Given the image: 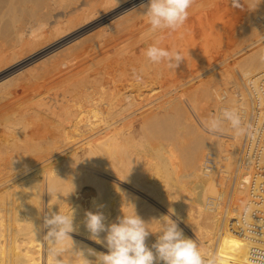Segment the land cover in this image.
Listing matches in <instances>:
<instances>
[{"label": "bare ground", "instance_id": "6f19581e", "mask_svg": "<svg viewBox=\"0 0 264 264\" xmlns=\"http://www.w3.org/2000/svg\"><path fill=\"white\" fill-rule=\"evenodd\" d=\"M5 1L4 3H6V5L5 4L4 5L7 6L9 5L7 3H9V1L11 0H7L6 2ZM13 1L16 3V0ZM23 1L26 2V0H21V4L23 3ZM31 1H32L31 4H33V0H30V2ZM56 1L58 3V5L56 6H62V7H68L69 4L74 2V0H56ZM17 3L20 4L19 1ZM35 3L38 8L35 7L33 9H30L29 10L30 12H28L31 13L32 16L36 15L37 12L40 10V8L42 9L43 7L44 9L46 7L44 5L47 4V0H35ZM35 3L33 5H35ZM246 3H244L245 5H242L239 10L240 11L239 15H241L240 18L242 17L241 19H244V21H241V23L243 24L242 33L246 45L238 52L233 53L235 56H238L237 59L233 62L237 70V72L236 71L235 72L238 75L235 76V73L233 74L232 71L230 70L231 68L229 67L227 68L225 67L226 70L224 69L225 71L229 69L234 77L233 79L234 84L231 86L228 85V88L233 87L238 90L241 89L237 84L236 81L237 79L238 81L240 79L243 82V80L247 78L256 77L264 73V34L260 33L259 26L253 21V17L255 15V13H253V10H255L258 7L259 9L258 12H261L264 7V0H256L254 6H250L249 3L247 5ZM104 11H106V8ZM45 17H43L45 21L42 19V17H40L43 20V22L39 18L41 20L40 22H42L43 25L44 23L47 24ZM143 18L145 19V16ZM31 21L33 20L31 19ZM40 22L38 23V25H41V27H43ZM129 22H127L126 24H128ZM24 23L22 24L23 27H24ZM32 24L33 23H31V25ZM71 24L73 25V23ZM118 24L119 23H117V25ZM26 25L28 26V24ZM31 25L29 24V28H31L30 27ZM131 26H132L131 24L129 27L126 26L128 28L121 29L119 33L124 31L129 33L128 29ZM4 27L6 29V26H3L2 28ZM41 27L39 28V30L41 29ZM24 28L23 29L26 31L27 30L26 26ZM13 29L14 32L11 29L10 30L12 31L13 34L15 33L14 38L12 39L13 36L9 37L12 35V33H10L11 31L9 32L10 35H7L6 38H11L12 40H14L13 43L14 42L15 43L14 44L12 43V45L9 43V45L12 46L9 47L6 45L5 42V46H7V49L9 51H13L12 55L14 56L15 54L19 53L20 50L22 52V50L27 48L28 45L30 46L36 43V41H30L31 36H33V34L36 31L33 28H31L29 34L27 35L23 32L24 30H21L22 27L19 28L13 27ZM6 30H4V32H6ZM123 35H126V33H124ZM99 37H102V35ZM107 37L108 36H103L102 39H99L98 37L95 38V39H99L97 44L95 43L96 45L95 51H97V54L95 55H97V57H100L98 56L99 51H101L100 53H102L103 51V53L105 52L106 54V52H108L109 47L110 48L113 47L114 44L116 46L113 37L111 38H107ZM6 38L5 40L4 38L2 39L6 41L7 40ZM3 40L1 41L3 42ZM37 42H41V41H37ZM147 43L150 44V42ZM1 44L0 45L2 50V46H4V42ZM77 44H79V42ZM199 49L201 55L199 59L200 61H198V63L200 65H197V67L202 68L201 70L203 71V73L209 74L211 73V71L218 69L222 65L224 67V65L226 64L227 60L221 58V55L223 53L222 52L223 47L220 44L217 45L214 40H210L202 45H199ZM44 53L45 52H43V54ZM95 57H93V59H95ZM106 57L107 55L105 56V58ZM97 61L95 59V62L93 63H96ZM2 62L4 63L5 60ZM88 63L89 62H87V64ZM44 65L46 64L44 63ZM54 68L56 69V67ZM41 69L39 70L41 71ZM46 69L47 67L42 70H46ZM137 69L141 70L139 69V67ZM187 69L188 68H186V70ZM224 70L221 72H224ZM218 72L217 74L214 72H213L214 74L212 73L209 74V77H211L210 75H213L210 78V80L207 81L206 79L208 78L203 80V81L206 80L207 84L204 82V85H200V86L197 85V87H194L187 92L184 93L183 91L179 92V94L182 93V95L180 96L178 95L179 97H182L181 100L175 101V97H174V100L173 99L172 100L175 102L173 101L171 102L170 101L171 99L169 98L170 99L169 101L167 99V103L169 102L167 106L163 105L165 107L159 104L161 107L159 108L157 106V108H159V111L161 112L159 113L158 111H156L158 112L157 114L159 115L155 114L156 116L153 117L154 115L153 114L151 115L152 118H147L145 120L143 119L144 116L142 118H138L139 122L136 124V127L132 131L133 136L130 135L131 132L130 128L133 122L128 123L126 121L127 123L123 124L122 126L121 125L116 126L117 121L120 124V121L128 118V116L131 115L128 113L129 111L127 112V110L129 109L128 107L131 106L132 104L129 101L131 100L130 96H132L129 95L130 93L125 95L124 93L125 91H124L122 92L124 94L121 93L122 94L121 96L119 93L118 95L119 97L116 96L113 97L112 99L109 98V100H113V101H110L109 103L107 102V104H104L105 106L101 104V106L104 107L103 110L101 109V111L98 106L99 105L98 103L96 106V110H94V112L91 111L94 107L91 106L93 107L91 109V107L89 106V108L91 109L90 111L92 112V113L90 112L91 114L85 112L87 111L85 110L87 109V107L85 108V105H83L84 103L81 104L80 102L79 103L80 105L77 104L76 106V103L79 102L78 100L74 104L75 108L72 107L71 109L69 107L72 105L69 106L66 105V107L68 106L67 108H69L70 110L65 111L67 113L65 114L64 112L65 115L62 117L59 114L56 115L54 113V109L50 111L48 105L45 106L43 102L41 103L39 101V103L43 104L41 106L44 107V109L40 108V110L42 109L44 111V114H40L41 118H39L38 116L40 115L37 116L36 113H34L33 111V107L31 106L33 105L31 103L33 93H31L32 90H30L29 85H33L36 81H39L40 79H37L36 77L41 73L36 74L37 73L36 72L35 73L36 75H33V73L32 74L29 73L28 74L29 76L33 75V77L31 76L32 78L26 77L27 75L26 76L24 75L27 80L22 82L21 84L19 83L17 84L18 80H21V76L19 75L12 76V78L10 79L6 78L8 80H5L0 84V92H4L3 88L5 89L6 87H9L7 85H10V87L13 88L7 91L6 95L4 94L5 92L3 94L2 93L0 94V118L2 117V115L4 116L7 109L10 108L12 109V107H14V105L17 104L20 105L22 109L20 115L23 121V125L20 126L18 132L13 134L12 137L6 134L12 140H14L12 141L14 142L13 146H7L8 144H5L6 146L5 148V146L1 147L0 145L2 149L5 148V150H7L6 152H2L0 150V163L5 162L6 165H8L13 159L16 158L20 159L18 160L17 167L15 166V168H11L10 170H3V172L0 173V264H55V261L52 255L50 254V249L53 247L62 249L58 257L61 264H84L83 259L77 255V250H84L86 252L87 249H93L97 252H106L107 249L105 247H103L101 244H97L95 241L88 238L89 233L86 231V229L83 226V220L85 218V213L87 211H93V212L98 210L106 211L107 206L109 204H113V202H115L114 204L116 205L117 213L113 218H111L112 220H109L108 219L109 217L107 218L108 220H105L106 225L116 222L117 217L122 216L123 213L132 214L135 211L136 214L140 216L142 220L148 223L147 227L149 228V230L152 232H156L159 229V224L154 219L158 220L163 216H170L172 220L177 222L179 228L183 231L185 237L194 239L198 246H201L203 242H208V244L206 245L207 247L206 249H204L205 247H201V249L199 248L201 253L206 258L214 256L216 260V264H249L248 251L254 242L243 237L241 234L233 233L232 231L229 230L227 226L232 219L237 217L238 212L241 210L242 206L244 205L247 196L246 182L248 179V172L242 170L244 164L242 161V153H241V146L244 135L243 134L237 135L230 127L226 125L225 130L222 133L209 132L211 133V136H205L203 135L204 132H199L200 129H198L195 126L196 125L195 123L191 122L192 124H189V126L187 125L186 127L183 124L184 123L183 121L186 119V117H184L183 121L181 120L182 119L181 116L185 114L184 112H187L189 115V111L185 107L183 103V99H188L190 101L188 103L190 104L192 110L197 114L196 116H198L199 119L201 120V124L203 126H204V121H206L209 117L212 116V112L210 111V109L212 107L213 108L215 107L217 109L218 106L220 105L219 103L220 89L217 88V85L215 86L213 84V87L211 86L212 83H215L221 79L220 75H218ZM139 73L140 72H138V74ZM192 73L196 74V72L195 73L192 72ZM189 75L192 74L189 73ZM202 75L203 74H201V76ZM201 76H199V78ZM195 77L196 76H190L189 78L186 77V81L184 83L179 85L178 83L180 82H178L177 83L178 87L175 88L174 86L173 87L174 89L172 90L170 89L172 88L171 84H170V88L168 87V85L165 86L164 89L168 87L169 91L166 92L163 91L165 92L163 97H166L169 94L171 95L173 92H176L177 89H180V87L195 81L194 80L196 79ZM173 78L176 79L177 77L175 78L174 76ZM174 79L173 82L175 83ZM14 84L17 85L15 86ZM131 84L132 83H130L128 86L132 88ZM174 85H176V83ZM18 88H21V91L22 88L25 89L24 92L25 93L27 92V95L18 98L17 96ZM91 89L92 88H90V90ZM33 92H35V89ZM161 93L159 95L156 94L157 96H159L157 100L162 98V96L160 97ZM89 94L87 93V95ZM40 96H42V94ZM43 97L45 98L44 95L40 99L38 98V96L36 98L37 100L38 99L42 100ZM134 99L132 100L135 102L136 100ZM141 99L139 98V101L137 102L139 103ZM155 99L156 97L154 98V100ZM17 100L20 102L17 103L18 102ZM157 100H155V102ZM105 101L108 100L105 99ZM226 103L231 107H235V105H237L238 102L233 96L228 95ZM58 105L60 107V103ZM139 105H141V102ZM241 105L246 108L249 107L247 95L244 92H242ZM114 107H116V111L125 113V115L121 113V115L124 116L121 120L117 119V116L114 119H112L111 117L113 116L112 115L110 116L108 114L110 110H112V108ZM162 107L163 109L165 108L166 110H163ZM157 108H155V110H157ZM45 109L47 110L45 111ZM14 110L16 109L14 108ZM132 110L135 111L136 108L135 110L134 109ZM126 112L128 114H126ZM58 113H61V109L59 110ZM152 113H155V111ZM144 115H146V113ZM51 116L53 117L51 118ZM8 117L9 116L6 115V118ZM190 117L192 118L191 115ZM49 118H51L52 120L49 121ZM167 119L170 120L173 124H171L170 121H169L170 123L166 121L167 124L165 123L164 125L163 121ZM54 120L57 121V123ZM191 121H193V118L191 119ZM7 125H9V123H7ZM138 125H140L139 128ZM177 133L178 134L182 133L180 134L181 138L180 137L176 138L178 135ZM98 135H103V136L97 139L96 137ZM228 139L232 140L233 142L235 140V142L227 143L226 141ZM7 141H10V139H7ZM134 141H135V146L139 148L138 150L143 152V155L144 153L146 155L148 153L149 155L147 156H150L152 158L150 159L152 160L151 162L150 160H148L150 163L141 160L140 157L142 156L137 158L138 155L136 154L138 152L136 154L130 152L131 151L130 149L133 150L135 148H132L133 146L131 147L129 143L134 145L133 143ZM239 143L240 146H239V151L237 153V147ZM128 147L129 148L131 147L129 149L130 151L128 150ZM59 148H61L60 151ZM205 150H210L212 152H215L220 157L225 156L226 158L229 159L233 158V160L235 161V170L237 171V174L232 179V184H231L232 186H230V191L227 194L225 201L216 211H212L209 208L207 204L208 197L213 196V197L221 198L226 193L225 190L218 188L221 185L219 181L220 179L219 177L221 176H219L218 178L217 176L220 174L214 173L212 175L205 177L201 172L200 169L201 163L199 161L201 160L200 158ZM134 152L136 151L134 150ZM178 152H181V155L183 157L180 159V155H178L179 159L182 160L180 162H178L179 159H177ZM140 155H142V153ZM146 155L144 159H146L147 157ZM67 161H69L71 165H67L66 164ZM142 161L145 162V164L149 163L146 164L148 167H146V165H144ZM175 161L178 162L176 165L174 163ZM99 168H101V171L99 170ZM6 171L7 173L5 175ZM179 172H183V173H181L180 175ZM107 176L114 177L117 180L131 186L132 188L136 189L138 192L146 196V199L143 200L141 198L140 200L139 199L140 197L135 198V196L137 197V195L134 194L135 195L134 196L132 192L131 194L126 192L128 190L124 192V190H122L123 187L119 188L117 185L116 186L108 185L106 183L107 182L109 183V180L104 182L102 181L103 179L100 180L101 178L100 179L98 178V177L105 178ZM50 187H54L56 191L54 193L49 194L48 189ZM113 207L114 206H112L111 209ZM49 208H51L52 211H56V212L60 211L62 214H68V215L71 214L72 209L75 210L74 225L78 226V231L71 233L72 236H75V237L71 236L73 242L71 239H66L62 244L53 245L50 241H48L45 238L47 229L43 227V223H44V216L49 212ZM111 209L109 208L110 211ZM113 211L115 210L113 209ZM113 211L110 213L113 214ZM106 216L108 215L106 214L105 217ZM105 235L106 233H101V239H103ZM156 238H157V234H150L147 237L146 244L148 245V247H151V245L155 243ZM87 258L90 260L95 259L92 256H88Z\"/></svg>", "mask_w": 264, "mask_h": 264}, {"label": "rangeland", "instance_id": "374dc122", "mask_svg": "<svg viewBox=\"0 0 264 264\" xmlns=\"http://www.w3.org/2000/svg\"><path fill=\"white\" fill-rule=\"evenodd\" d=\"M0 1H1V4H0L1 5L0 6V27H1L0 28V41L3 40L2 38H4V40H5L6 36L10 35V33H12V31L14 32L13 27L14 28L22 27L21 30H24L25 29L24 27L26 26L27 30L26 31L24 30L23 32L27 35L29 34L31 28H33L36 31L33 34V36H31V38H30V41H36V43L33 45H30V46L28 45V47L25 48L24 50H22V52L20 50L19 53L15 54L14 56L12 55L13 51H9L7 49V46L10 47L12 45V43L14 41L12 39L14 38L15 33L14 34L12 33V35L9 36V37L13 36L12 39L6 38L9 41L3 40L4 46H5V42H6V45H7V46H5L6 49L4 46H2V50H1V45H3L1 43H3V42L2 41L0 42V44H1L0 45V50H1L0 51V62L5 60L4 63L3 62L0 63V81L2 80L0 82V84L3 81L8 80L6 78L10 79V78H12V76H15V75L21 76V80H18V82H17V84L18 83L21 84L22 82L27 80L26 77L30 78L31 76L33 77V75L41 73L40 75H38L36 77L37 79H40V80L36 81L34 83L35 85L34 84L29 85L30 90H32L31 93H33V97L31 100V103L33 105H31V106L33 107V111H34V113H36L37 116L40 114H44V111L42 110V109H44V107L41 106L44 104L45 106L48 105V108H50V111H52L54 109V113L56 115L59 114L62 117L67 113L65 111L70 110L69 108H71V109H72V107L75 108L74 104L78 100H79V102L76 103V106H77V104L80 105L79 104L80 102H81V104L84 103L83 105H85V108L87 107V109H85L87 111H85V112H87L88 114H91L92 113L91 111L94 112V110H96L97 103L99 104L98 106H99L100 111H101V109L103 110V108H104L103 106H105L104 104H107V102L109 103L110 101H113V100H109V98L112 99L113 97H116V96L119 97L118 96L119 93H120V96L124 93H125V95L130 93L129 95H132V96H130L131 100L134 98H135L134 100H136L135 102L133 100L132 101L129 100L132 104L130 103L131 106L128 107L129 109L127 110V112L129 111L128 113L131 115H129L128 118L120 121V124L117 121L116 126H118V125L122 126L123 124H125L127 122L128 123L133 122L131 128L129 127L130 131H131L130 132L131 136H133L132 131L136 127V124L139 122L138 118H142L144 116L145 118L143 117V119L145 120L147 118H152L151 115H153V114H154L153 117H155L156 115H159V114H157L158 112L159 113L161 112V111H159V108L163 105L167 106V104L169 103V102L167 103V99H168V101L171 99L170 100L171 102L174 100V97H175V101L181 100L182 97H179V96L182 95V93L179 94V92H182V91H183V93L187 92L190 89L197 87V85L198 86L204 85V82L207 84V81L210 80V78L213 76V75H210L211 77H209V74H211V73L217 74L218 71L220 72V73L218 72V75H220L221 79L219 81H217L218 84H217V82L212 83L211 84L212 87L214 84L215 86L217 85L218 89H221V88H228V85L231 86L234 84L233 74L235 73V76L238 74L236 73L237 70H236V67H235L233 62L237 59L238 56H235L233 53L238 52L239 50H241L246 45L245 39H244V36L242 33L243 24L241 23V21H244V19H241L242 17L240 18L241 15H239V13H240L239 10H240V7L242 5H245L244 3H246V2H248L250 6H254L255 2H256V0H246V2H245V0H239L240 7H234L233 6V0H194L193 6L189 9L188 19L182 27H180L176 31L164 30V31H158V32L154 33L150 30V25L148 24V18H146V16H145V19H144L143 18L144 16L141 15L142 9H139V6L141 4H147L148 0H146V1L145 0H143V1L142 0H74V2L69 4L68 7H70V8L62 7V6H56V5H58L56 0H53V1L47 0L48 5L46 4L44 6H46V7L49 5L50 6L47 8L45 7L44 9H43V7H42V9L40 8L39 11L37 10L39 13L37 12V14L34 16H32V14L28 13V12H30L29 11L30 9H33L35 7L38 8L36 3H35V0H33V4L35 3V5L31 4L32 1L30 2V0H26V2L23 1V3L25 5L23 3L21 4V0H18L20 2V4L17 3L18 2L17 0H16V3L13 0H11V1H9V3H7V4H9L7 6H5L6 5V3H4L5 0H3V3H2V0H0ZM54 1H55V3H54ZM51 2H53V3H51ZM13 3H14V6H13ZM248 3H246V4L248 5ZM11 4H12V6H11ZM93 6H94V8H93ZM90 7H92V8H90ZM63 8H65V9H63ZM105 8H106V11H104ZM25 9H26V11H25ZM257 9H258V7L255 10H253V13H255V15L253 17V21L259 26V24L257 23L256 20L261 15L264 16V13H263L264 7H263L261 12H258L259 9L258 10ZM62 10H64L65 12ZM43 11L45 14L47 12L46 15L48 17L43 13ZM25 13H26V15H25ZM257 13H258V15H257ZM23 14L28 18H26ZM112 14H114V15H112ZM40 17H42V19H43V17H45V19L47 21L46 22L47 24L44 23L45 26L42 24L44 19L42 20ZM30 18L33 21H31ZM39 18L42 20V22H40L41 20ZM50 18H51V20H50ZM7 19H9V20H7ZM13 19H15V20H13ZM38 19H39V21H38ZM17 20H19V21H17ZM209 20L211 21V23ZM37 21H38V23L40 22L44 28L41 27V25H38ZM27 22H29V23H27ZM30 22L33 24L31 25ZM127 22H129V23L126 24ZM23 23H24V27L22 26ZM71 23H73V25ZM117 23H119V24L117 25ZM6 24H9V25H6ZM26 24H28V26ZM29 24L31 25L30 26L31 28H29ZM130 24L132 26L128 29L129 33L124 31V30H123L124 32L119 33V31L121 29H124V28L127 29L130 26ZM2 25L6 26V29H9V30H6L5 27L2 28L3 27ZM37 26H38V28H37ZM126 26H128V27H126ZM219 26H220V28H219ZM40 27H41V29L39 30ZM3 29L6 30L7 33H9L11 30L12 31L9 34H7L6 32H4ZM259 29H260L259 30L260 33L264 34V29L261 28L260 26H259ZM49 32L53 33V34H50ZM99 33H102V34H99ZM103 33H104V35H103ZM124 33H126V35H123ZM98 35L99 36L102 35V37L108 36L107 38L113 37L117 47L115 46V44H114L115 47L114 46L111 48L109 47L108 52H106V54H105V52L103 53V51H102V53H100L101 51H99L98 56H100V57H97V55H95V54H97V51H95V48H96L95 43L97 44L99 39H102V37H99ZM97 37L99 39H95ZM89 38H91V39H89ZM104 38H106V37H104ZM210 40H214L217 45L220 44L223 47V51H222L223 53L221 55V58L226 59L227 61H226V64L224 65V67L222 65L221 67L218 68L219 70L215 69L214 71H211V73L206 74V73H203V71L201 70L202 68L197 67V65H200L198 63V61H200L199 59H200V55H201L199 45H202L205 42L210 41ZM37 41H41V42H37ZM78 42H79V44H77ZM147 42H150V44ZM9 43L11 45H9ZM89 43H90V45H89ZM152 44H158L160 47L166 48V49L171 50V51H178L181 54L183 61L179 64V66L176 69H170L168 67L166 61L161 62L160 64L151 63L150 61H148L147 57L145 56V51H146V48ZM116 48H118V49H116ZM3 49H5V50H3ZM43 52H45L46 54L45 53L43 54ZM103 55H105V56L107 55V57L105 58V56H103ZM66 56H68V57H66ZM93 57H95L96 61L98 60L96 63H93V62H95V59H93ZM47 62H48V64H47ZM87 62H89V63L87 64ZM44 63L46 65H44ZM90 63H91V66H90ZM40 65L43 66L44 68L41 67ZM45 66L47 67V69L42 70V69L46 68ZM39 67H41L42 69ZM54 67H56V69ZM131 67H133V68H131ZM136 67L137 68L139 67V69H141V70H138ZM222 67H223V69H222ZM225 67L231 68L230 70L232 71L233 74H231L229 69H227V71H225L226 70ZM233 67H234V70H233ZM134 68L136 69V71ZM186 68L191 69V70H188V69L186 70ZM39 69H41V71ZM52 69H54V70H52ZM223 70H224V72H221ZM138 72H140L141 74L140 73L138 74ZM143 72H144V74H143ZM192 72H194V73L196 72V74H193ZM29 73L30 74L33 73V75L29 76L28 75ZM189 73H191L192 75H189ZM133 74L135 75V77ZM201 74H203V75L201 76ZM24 75L25 76L27 75V76L25 77ZM129 75H130V77H129ZM139 75H140V77H139ZM127 76H128V78H127ZM174 76H175V78L176 77L177 78L174 79L173 78ZM190 76H196L195 78L197 80L194 79L195 81L180 87V89H177V91L173 92L171 95L169 94L168 96L163 97L165 92L169 91L170 84L172 87L170 89L172 90V89H174L173 88L174 86H175V88L178 87V84L180 85V84L184 83L186 81V77L189 78ZM199 76H201V77L199 78ZM85 77H86V79H85ZM29 78H28V80H29ZM133 78H134V80H133ZM206 78H208V79H206ZM236 78H238V77H236ZM173 79L175 80L176 85H174L175 83L173 82ZM204 79H206L207 81L206 80L203 81ZM163 81H165V82H163ZM236 81H237V84L239 85V88L241 89L242 83H243L242 80L239 79V81H238V79H237ZM128 82L132 83L131 84L132 88L130 86H128L130 84ZM178 82H180V83H178ZM136 83H138V84H136ZM17 84H14V85L16 86ZM11 85H13V84H11ZM167 85L169 88L166 87L164 89V87ZM7 86H9V87L5 86L6 88L5 89L3 88V91L5 93L0 92V94L4 93L6 95L7 91H9L10 89L13 88V87H10V85H7ZM84 86H85V88H84ZM89 87L92 89L90 90ZM125 87L131 88V89H128V88L126 89ZM133 88H134V90H133ZM34 89H35V92H33ZM87 89H89V90H87ZM22 91H23V93H22ZM22 91H21V88H18V90H17L18 98L27 95V92L26 93L24 92L25 89L22 88ZM93 91H95V92H93ZM163 91H165V92H163ZM122 92H124V93H122ZM158 92H159V94L161 92L163 93V94L161 93L160 97L162 96V98H160L159 100H157V98H159V96H157V95H159ZM43 93H46V94H43ZM64 93H65V95H64ZM87 93L88 94L90 93V94L87 95ZM131 93H133V94H131ZM137 93H138V95H137ZM35 94L38 96L39 99L43 95L45 96V98L43 97L42 100H39V99L37 100V98H36L37 96ZM41 94H42V96H40ZM135 95H137V96H135ZM170 96H172V97H170ZM80 97H82V98H80ZM138 97L140 99L142 98L141 100H143V101L140 100L141 105H139L140 102L139 103L137 102V101H139ZM155 97H156L155 100H157L156 101L157 103L154 100ZM103 98H105L108 101H105V99H103ZM137 98H138V100H137ZM115 99H117V98H115ZM72 100L74 103L72 102ZM84 100H86V101H84ZM184 100H186V101H184ZM187 100L188 99H183V103H184L185 107L187 108V110L189 111V115L187 112H184L185 114L182 113L183 116H181V118H182L181 120L183 121L184 117H186V119L183 121L184 122L183 124L187 127V125L189 126V124H192L191 122H193L196 124L195 126L201 130V131L199 130V132H204L203 135H205V136H211V133H209L208 130L206 131L204 126L201 124V120L199 119L198 116H196L197 114L192 110L190 104L188 103L190 101L189 100L187 101ZM36 101H38V102H36ZM39 101L41 103L43 102V104L39 103ZM175 101H173V102H175ZM19 102L20 101H18L17 103H19ZM55 102H57V103H55ZM59 103H60V107L58 105ZM70 103H72V104H70ZM95 103H96V105H95ZM101 104L103 106H101ZM66 105H68V106L72 105V106L67 108L68 106L66 107ZM54 106H55V108H54ZM89 106L90 107L93 106L94 108L91 107V109L93 108L91 110L89 108ZM157 106L159 108H157ZM163 107H165V106H163ZM163 107H162V109H163ZM8 108H10V107H8ZM14 108L16 110H14ZM40 108H42V109L40 110ZM135 108H136V110H135ZM155 108H157V110H155ZM214 108L212 107L210 109V111L212 112V116L215 115L214 110L216 108L215 109ZM5 109H7V108H5ZM5 109H4V112H5ZM47 109H45V111ZM60 109H61V113H58ZM132 109H134L137 112L133 111ZM10 110H12V111H10ZM163 110H166V109L164 108ZM111 111H112V113H111ZM115 111H116V107L112 108V110H110V112L108 114L110 116L111 115L113 116V117H111L112 119H114L117 116V119L121 120L124 117L121 115V113H123L124 115H125V113L124 112H118V111L115 112ZM154 111H155V113H152ZM156 111H158V112H156ZM21 112H22L21 106L16 104V105H14V107H12V109L11 108L7 109L4 116L2 115V117L0 118V128H1L0 129V133H1L0 138L2 137L0 139L1 147L2 146L4 147L5 144H8L7 146H13L14 142H12V141H14V140H12L10 137H12L13 134L17 133L20 126L23 125V121H22V118L20 115ZM64 112H65V114H64ZM127 112H126V114H128ZM133 112H135V113H133ZM145 113H146V115H144ZM6 115H8L9 117L6 118ZM185 115H187V116H185ZM190 115L192 116L193 121H191L192 118L190 117ZM10 117H12V118H10ZM38 117L41 118V115ZM52 117L53 116H51V118ZM51 118H49V121L52 120ZM4 120H6V121H4ZM166 121L169 122L170 120L167 119V120L163 121L164 125H165ZM55 122L57 123V121H55ZM7 123H9V125H7ZM185 123H187V124H185ZM171 124H173V123L171 122ZM139 127H140V125H138V128ZM4 128H5V130H4ZM2 132H3V134H2ZM6 134L10 135V137L7 136ZM180 134H182V133H180ZM180 134H178L176 138H178V137L181 138ZM98 136L96 137L97 139L101 138L103 135H98ZM6 137H7V139H10V141H7ZM226 142L230 143L233 141L228 139ZM234 142H235V140H234ZM133 143H134V145L131 143H129V145H131V147L133 146L132 148H135V149L132 150V149H130L131 147L130 148L128 147V150L130 149L131 151L130 150L129 151L131 153H135V154L137 152L140 154L142 153V155L137 153L136 154V155H138L137 158L142 156L143 158L140 157L141 160H143L145 162L146 161L149 162L148 160L152 159L150 156H147L149 154L147 153V155H146L144 153V155H143V152L138 150L139 148H137V146H135V141ZM185 144H186V142H185ZM239 146H240V143L237 147V153L239 151ZM1 147H0V150L2 152L7 151V150H5L6 146L3 149ZM60 149L61 148H59V151H60ZM134 150L136 152H134ZM208 151H210V150H205L203 152V154L200 158L201 160H202L203 155H205V153ZM48 155H50V154H48ZM145 155L147 156L146 159H144ZM178 155H180V159L183 158L181 155V152L177 153V159H179ZM223 155H226V154H223ZM173 158H172V160H173ZM180 159L178 162L182 161ZM18 160H20V159H17V158L13 159L8 165H6L5 162L4 163L1 162L0 163V173H2L3 170H10L11 168H15V166L17 167ZM201 160L199 161L200 163H201ZM143 161H142V163H144V165H146V164H149L152 160H150V162L146 163V164ZM55 162H57V161H55ZM178 162L175 161L174 162L175 165ZM200 163H199V165H200ZM66 164L71 165L69 163V161H67ZM175 165H173V166H175ZM146 167H148V166L146 165ZM99 170L101 171V168H99ZM234 170H235V161L233 160V158H231V159L227 158V160L224 162L223 172H220V175L217 176V178L219 176H221V177H219L220 178L219 181H220L221 185L218 188L225 190L226 194L229 193L230 186H232L231 184H232V179L234 177ZM6 173H7V171L5 172V175H6ZM181 173H183V172H179L180 175H181ZM239 175H241V174H239ZM98 178L99 179L101 178L100 180L103 179L102 181H104V182L109 180V183L108 182L106 183L108 185H114V186L117 185L119 188L123 187L122 190H124V192L126 190H128L126 192H128L130 194L132 192L133 195L134 194L137 195V197L134 195L135 198L140 197L139 198L140 200H141V198L143 200L146 199V196H144L143 194L138 192L136 189L125 184L124 182L117 180L114 177L107 176L105 178L104 177H98ZM110 183H112V184H110ZM114 203L115 202H113V204H109L110 206L111 205L114 206L112 209H111L112 206L110 207L108 205L106 208V211H102L103 214L108 215V216H106V220H108V219L112 220L111 218H113L117 213V208H116V205ZM109 208L111 209V211L109 210ZM113 209L115 211H113ZM112 211H113V214L110 213ZM72 237H75V236H72ZM207 244H208V242H203L201 244V246H198V247L200 249H201V247H205L204 249H206Z\"/></svg>", "mask_w": 264, "mask_h": 264}, {"label": "clouds", "instance_id": "9594fccd", "mask_svg": "<svg viewBox=\"0 0 264 264\" xmlns=\"http://www.w3.org/2000/svg\"><path fill=\"white\" fill-rule=\"evenodd\" d=\"M193 4L194 0H148L139 9H142L141 15L148 18L150 30L155 33L164 30L176 31L182 27ZM233 6L240 7L239 0H233ZM145 56L153 64L166 61L170 69H176L183 61L178 51L168 50L158 44L148 46ZM226 125L237 135L245 133L242 118L235 109L224 108L219 115H213L204 121L205 128L211 133H222ZM55 191L54 187L48 189L49 194ZM74 212L72 209L68 215L49 208L44 216L43 227L47 229L45 238L53 245L62 244L66 239L72 240L70 234L78 231V226L74 225ZM105 220L102 211L85 213L83 226L89 233L88 238L101 244L107 251L77 250V255L83 259L84 264H216L215 257L206 258L195 240L185 237L177 222L170 216L154 219L159 224L156 232L150 231L148 223L135 211L132 214L123 213L117 217L116 222L108 225ZM101 233H106L103 239ZM150 234H157V238L148 247L146 239ZM61 251V248L56 247L50 249L55 264H61L58 259ZM88 256L95 259L90 260Z\"/></svg>", "mask_w": 264, "mask_h": 264}, {"label": "built area", "instance_id": "2783aa9c", "mask_svg": "<svg viewBox=\"0 0 264 264\" xmlns=\"http://www.w3.org/2000/svg\"><path fill=\"white\" fill-rule=\"evenodd\" d=\"M257 23L264 29V16L257 18ZM242 92L247 95L249 107L241 105ZM237 100V105H227V96ZM220 105L214 110L219 115L222 109L230 108L239 112L245 128L241 153L244 164L243 171L248 172L246 182L247 196L237 217L228 223L233 233L253 241L248 251L249 264H264V73L250 77L243 81L241 90L221 88L219 90ZM225 156L208 151L201 160V172L207 177L214 173L220 174L224 169ZM237 171L234 170V176ZM223 197H208L207 204L212 211H216L225 201Z\"/></svg>", "mask_w": 264, "mask_h": 264}]
</instances>
